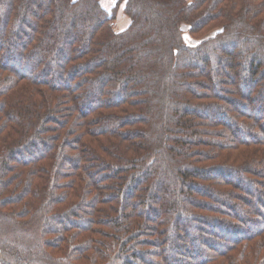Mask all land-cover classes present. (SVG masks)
I'll list each match as a JSON object with an SVG mask.
<instances>
[{"label": "trees", "instance_id": "1", "mask_svg": "<svg viewBox=\"0 0 264 264\" xmlns=\"http://www.w3.org/2000/svg\"><path fill=\"white\" fill-rule=\"evenodd\" d=\"M114 3L0 0V264H264V0Z\"/></svg>", "mask_w": 264, "mask_h": 264}, {"label": "rangeland", "instance_id": "2", "mask_svg": "<svg viewBox=\"0 0 264 264\" xmlns=\"http://www.w3.org/2000/svg\"><path fill=\"white\" fill-rule=\"evenodd\" d=\"M102 6L109 12H111L115 6L114 0H102ZM123 7L120 6L115 10V20H114V29L116 31H121L123 29H125L128 24H129V20L128 18L125 16V14L122 11ZM183 37H184V41L185 43H187L188 45H194L197 42L194 41V39L192 37L189 36V34L186 31V27L183 26Z\"/></svg>", "mask_w": 264, "mask_h": 264}]
</instances>
